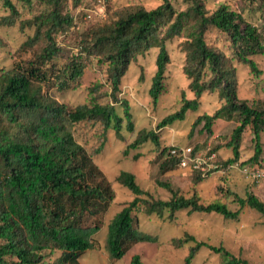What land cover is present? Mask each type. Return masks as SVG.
Returning a JSON list of instances; mask_svg holds the SVG:
<instances>
[{
    "label": "trees",
    "instance_id": "16d2710c",
    "mask_svg": "<svg viewBox=\"0 0 264 264\" xmlns=\"http://www.w3.org/2000/svg\"><path fill=\"white\" fill-rule=\"evenodd\" d=\"M40 1L48 10L21 25L34 28L23 48L32 49L42 40L41 53L32 61L16 63L0 75V264H7V259H15V264H80L79 258L94 248V237L101 229L97 218L106 212L114 193L92 160L103 144L87 153L74 139L71 126L99 122L104 132L111 129L117 138H121L125 123L126 131L132 133L134 125L129 105L118 99L121 79L137 56L156 48L155 73L148 90L152 104H156L164 91L165 72L170 63L166 43L174 38L184 39L181 43L185 52L182 73L194 98H183L181 108L162 119L157 128L182 121L188 111L198 109V100L204 93H217L223 104L212 114L199 115L193 126L202 123V130L211 134V126L218 120L236 122L227 144L233 156L223 163L224 166L238 162L241 136L248 128L253 136L254 154L239 165L249 166L251 170L261 168L256 164L262 154L260 134L264 131V107L237 97L230 61L209 47L204 39L210 29L225 34L233 51L232 58L257 74L256 64L250 57L264 53L262 33L246 23L239 13L221 3L208 14L204 0H181L188 6L177 12L170 0H162L152 10L137 8L117 19L113 25L92 30L82 40L83 50L88 56L101 57L100 61L106 64L107 96L111 102H93L68 109L42 95L41 86L46 80L45 71L50 72L47 63L59 54L55 35L77 25V20L69 13L62 14L61 5L65 0ZM247 1L258 2L264 13V0ZM31 3L32 0H15V3L0 0L2 7L9 11L0 23L13 25L19 15L18 6L29 8ZM84 67L81 55L73 56L56 74L57 84L69 88L82 76ZM114 104H120L123 117L116 113ZM147 142L159 147L155 131H139L127 149H136ZM168 149H159L160 158H164L159 164V174L177 168L176 160L168 156ZM193 151L197 153L194 148ZM200 180L197 177L196 181ZM115 181L134 199L113 217L107 227L106 249L114 261L121 259L137 243L156 242L155 237L144 235L135 227L132 213L140 208L148 216H161L167 212L170 219L176 212L187 210L219 214L224 219L234 220L244 207L264 216V203L249 192L241 198L230 190L225 191L237 204V209L231 211L222 203L203 205L195 196H177L168 183L159 180L155 181L156 185L172 195L167 201L152 200L130 172H120ZM143 195L149 198L141 199ZM90 219L94 222L87 223ZM189 241L194 245L189 248L182 264H191L202 247L218 254L221 257L219 264H247L241 254L234 255L222 245L215 247L197 242L188 235L173 243L180 248ZM54 252L59 256L53 262H43L46 255ZM129 264H142L140 256L133 255Z\"/></svg>",
    "mask_w": 264,
    "mask_h": 264
},
{
    "label": "rangeland",
    "instance_id": "374dc122",
    "mask_svg": "<svg viewBox=\"0 0 264 264\" xmlns=\"http://www.w3.org/2000/svg\"><path fill=\"white\" fill-rule=\"evenodd\" d=\"M15 3V0H12ZM173 8L183 11L187 4L181 0H170ZM162 0H106L102 16H97L98 0H65L62 14L69 13L76 17L77 25L65 32L57 33L55 40L59 54L51 63H47L46 80L41 86V94L58 104L74 109L79 105L93 102L106 104L111 102L107 93L109 87L106 83V64L100 61L97 55H87L83 50L82 40L92 30L102 28L103 25L113 23L125 14L137 9L152 10L159 6ZM227 5L231 10L239 13L246 23L259 29L262 33L264 45V13L259 3H249L247 0H204L207 13H211L219 4ZM19 15L11 26L0 23V75L10 70L16 63L32 61L44 45L38 41L32 49L23 48V43L34 33L33 27L23 21L31 20L48 10L40 0H32L30 7L18 6ZM83 10V11H82ZM9 15V11L0 4V22ZM89 15V17H88ZM206 44L223 54L233 67L237 97L246 100L249 104L264 107V53L250 57L256 64L258 73L255 74L237 60L233 59V51L228 37L214 29L206 32ZM182 37L174 38L166 43L170 57L165 72L164 91L157 103L152 104L148 95L151 79L155 73V58L158 50L150 49L143 55L137 56L129 65L128 70L121 79L118 99L125 100L130 108L134 131L129 133L123 123L121 138H117L111 129L103 131L99 122H83L71 126V131L77 143L91 153L100 144L101 151L92 156L94 164L105 176L114 193V198L104 214L97 218L101 225L100 231L95 235L94 248L86 251L80 258V264H129L133 255H139L142 264H182L189 248L194 245L192 241L178 248L173 241L186 237H193L197 242H204L211 246L222 245L234 255L241 254L247 264H264V216L255 210L244 207L238 218L224 219L219 214L188 212L187 210L175 213L170 219L167 212L161 216L146 215L142 208L134 211L135 227L144 234L156 238V242H140L119 260H112L106 249L107 227L113 217L134 196L116 181L117 175L130 172L135 176L139 187L149 194L152 200L167 201L171 193L156 185L155 181L166 182L177 196L190 198L195 196L203 205L210 203L225 204L228 209L235 211L237 204L232 197L226 194L230 190L241 198L246 193H253L264 203V180L252 181L249 166L239 164L250 159L254 154V142L251 131L246 128L242 133L239 145V160L237 163L224 166L223 163L232 158V149L227 146L233 129L234 121L218 120L211 126V134L202 130V123L193 126L195 119L203 113L212 114L223 102L217 93H204L195 112L188 111L182 121L157 128L159 122L166 116L177 112L182 106V99H193V93L188 89V80L182 73L185 63V52L182 50ZM81 55L84 59L82 76L67 89L56 82V74L68 63L73 56ZM141 77V79H140ZM97 88V90H95ZM116 113L123 117L120 104H114ZM7 126V125H6ZM141 130L155 131L159 138V147L150 142L136 149H127ZM262 154L259 167H264V131L260 134ZM171 145L190 146L205 157L214 155L211 168L206 177L199 173H190L179 167L164 174H159V149ZM127 150V154L124 151ZM136 156V158H134ZM246 171V172H245ZM197 177L201 180L196 181ZM141 196V199H148ZM90 219L87 223L94 222ZM96 222V221H95ZM47 253V252H45ZM59 256L58 252L46 255L43 262L51 263ZM221 257L202 247L194 256L191 264H219ZM7 264H15V259H7Z\"/></svg>",
    "mask_w": 264,
    "mask_h": 264
},
{
    "label": "built area",
    "instance_id": "2783aa9c",
    "mask_svg": "<svg viewBox=\"0 0 264 264\" xmlns=\"http://www.w3.org/2000/svg\"><path fill=\"white\" fill-rule=\"evenodd\" d=\"M105 1L106 0H98L99 9H97V13H95L97 16L103 15ZM167 153L168 156L176 160L177 167L189 171L190 173H199L201 177H206L210 169L215 168V166L211 165L214 155L205 157L199 153H194L193 147L190 146L171 145ZM249 174L251 175L252 181L260 182L264 180V167L250 169Z\"/></svg>",
    "mask_w": 264,
    "mask_h": 264
},
{
    "label": "crops",
    "instance_id": "0c3cea01",
    "mask_svg": "<svg viewBox=\"0 0 264 264\" xmlns=\"http://www.w3.org/2000/svg\"><path fill=\"white\" fill-rule=\"evenodd\" d=\"M255 195V194H254ZM257 196V195H256ZM258 197V196H257ZM259 198V197H258ZM233 254V253H232ZM238 255V254H237Z\"/></svg>",
    "mask_w": 264,
    "mask_h": 264
}]
</instances>
